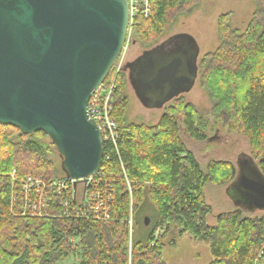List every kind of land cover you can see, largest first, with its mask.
I'll use <instances>...</instances> for the list:
<instances>
[{
  "label": "trees",
  "instance_id": "16d2710c",
  "mask_svg": "<svg viewBox=\"0 0 264 264\" xmlns=\"http://www.w3.org/2000/svg\"><path fill=\"white\" fill-rule=\"evenodd\" d=\"M198 1L149 0V16L139 12L134 17L135 38L145 46L154 45L174 23L171 13ZM143 3L140 0L141 8ZM255 3L244 30L232 26L231 13L220 15V44L200 65L201 84L213 102L214 118L248 138L251 156L259 160L264 174V0ZM112 76L113 72L106 82ZM123 76L117 78L113 111L122 132L117 146L105 144L101 165L104 178L114 182L116 189L111 221L24 216L13 211L14 170L18 179L27 174L55 178L65 173L55 145L44 140L46 133L24 134L0 124V264H60L75 255H80V264H168L163 252L168 244L178 243L175 238L165 240L175 230L178 236L188 233L208 242L210 264H264V215L249 217L237 209L219 214L215 225L207 221L212 207L205 199L206 185L234 180L237 169L230 161H212L204 172L184 143L181 123L191 137L207 138L196 107L181 95L169 103L157 124L132 121ZM146 198L156 206L157 217L146 233L134 239L130 258L128 220L131 210L135 218ZM164 225L165 232L156 238V230Z\"/></svg>",
  "mask_w": 264,
  "mask_h": 264
},
{
  "label": "water",
  "instance_id": "95a60500",
  "mask_svg": "<svg viewBox=\"0 0 264 264\" xmlns=\"http://www.w3.org/2000/svg\"><path fill=\"white\" fill-rule=\"evenodd\" d=\"M129 28V0H0V124L46 133L68 178H87L101 168L104 142L89 104L121 58ZM156 48L126 65H141L145 92L160 90L157 104L143 97L148 107H164L189 92L198 76V55L190 58L194 72L179 74L182 60ZM129 78L138 87L132 72ZM246 162L235 183L251 206L264 209V174L244 172Z\"/></svg>",
  "mask_w": 264,
  "mask_h": 264
},
{
  "label": "rangeland",
  "instance_id": "374dc122",
  "mask_svg": "<svg viewBox=\"0 0 264 264\" xmlns=\"http://www.w3.org/2000/svg\"><path fill=\"white\" fill-rule=\"evenodd\" d=\"M255 9V0H199L196 4L173 11L170 17L174 20V23L160 35L154 44L156 45L165 40L170 41L171 37L177 36V39L183 41L190 52L198 55L199 74L193 88L182 95L187 102L192 103L198 110L203 126L206 127L207 138L197 140L191 137L183 123H181L180 135L186 146L195 154L204 172L207 171L208 165L212 161H230L234 164L238 173L240 164L245 163L248 159L250 164L242 166L244 172L250 173L260 170L259 160L251 156V145L248 138L243 134L230 131L221 121L214 118L212 114L213 102L207 90L201 84L202 67L200 65L201 59L207 53L214 51L220 44L218 36V18L220 15L231 13L232 26L244 30ZM133 24L129 28L123 54L111 71L113 76L110 81L115 76L117 80L120 73L124 74V89L129 101L127 115L130 120L157 124L170 102L164 107H156L152 103L150 107L146 106L142 102L145 91L134 90L128 81L127 74L121 69L127 61L133 60L144 49L154 46H145L135 38ZM178 118L182 122L183 115L179 114ZM44 140L51 141L49 137H45ZM58 163L61 164L60 158H58ZM236 177L224 184L210 182L206 185L204 190L205 199L212 207V212L207 216L209 224L215 225L219 214L237 209L243 210L244 215L249 217L264 215V209L251 206L240 192L235 183ZM155 217H157V208L149 198H146L136 209L135 218L133 214L132 224L128 220L130 258L134 239L149 230L155 222ZM146 218H148V223H146ZM165 230V225L159 227L155 233L156 238L163 234ZM173 238L177 240L178 244L176 246L168 244L163 252V258L168 264H210L212 261L213 257L208 242L195 239L188 233L178 236L177 230L170 233L165 242L169 243ZM80 261V255H75L66 258L60 264H80Z\"/></svg>",
  "mask_w": 264,
  "mask_h": 264
},
{
  "label": "built area",
  "instance_id": "2783aa9c",
  "mask_svg": "<svg viewBox=\"0 0 264 264\" xmlns=\"http://www.w3.org/2000/svg\"><path fill=\"white\" fill-rule=\"evenodd\" d=\"M129 2L130 26L139 12L146 17L149 16V0H144L142 8L140 0H129ZM117 89L115 76L111 81H105L90 99L89 114L99 125L104 147L108 143L117 146L122 132L113 115L114 94ZM104 176V171L100 168L95 174L80 180L66 176L46 178L36 174H27L22 179H18L14 170L11 173V207L13 211L24 216L111 221L116 189L114 182L105 179ZM128 185L131 191L132 186L129 181ZM56 208L58 211H55ZM129 222L131 224L133 222L132 210Z\"/></svg>",
  "mask_w": 264,
  "mask_h": 264
},
{
  "label": "flooded vegetation",
  "instance_id": "af4514ba",
  "mask_svg": "<svg viewBox=\"0 0 264 264\" xmlns=\"http://www.w3.org/2000/svg\"><path fill=\"white\" fill-rule=\"evenodd\" d=\"M155 46H157L156 51L163 50L164 53H166V55L175 57L176 60L177 59H181L182 60L183 63L179 66V70H180L179 71L180 72L179 74H187V75H189V71L191 69L194 72L195 62L194 63H191V66L193 68L190 67V60H191L190 58L194 56V53L193 52H190L185 47L183 41H180L179 39H176L175 37L174 38L171 37L170 41L165 40V41L159 42L158 44L154 45L153 47H155ZM153 47L148 48V49H144L137 57H135L133 60L127 61L124 64V66H122V68H121L122 71L127 74V78H128V81L130 82V84H131V81H130V78H129L130 72H132L134 74V76H135V79H134L135 81L134 82L137 83L138 87H133L132 84H131V86L136 91H142V92L144 91L139 86L140 83H141L140 82V79L143 76V74H141V71H142V68L140 67L141 65L139 66V64H137L133 70H129V68L126 65H127L128 62L135 61L138 57H140L141 55H143V53H145L146 50H150ZM147 58L143 59V64L144 65H147L148 64V59ZM196 66L198 68V73H199L198 60L196 62ZM144 72L147 74V76L149 75V71L146 70ZM159 95H160V90H155L154 88H152L151 91L145 92V96L144 97H147L149 99H155L156 104H157L159 101H162V99L159 98ZM168 103H166V104H168Z\"/></svg>",
  "mask_w": 264,
  "mask_h": 264
}]
</instances>
